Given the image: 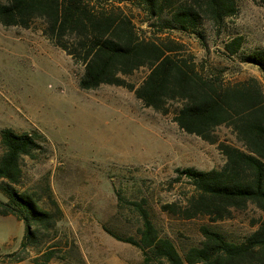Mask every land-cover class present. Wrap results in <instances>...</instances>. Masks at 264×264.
Segmentation results:
<instances>
[{
  "label": "rangeland",
  "instance_id": "1",
  "mask_svg": "<svg viewBox=\"0 0 264 264\" xmlns=\"http://www.w3.org/2000/svg\"><path fill=\"white\" fill-rule=\"evenodd\" d=\"M232 1L234 10L222 22L202 14L189 31L162 27L169 11L159 22L130 2L124 5L141 36L181 43L208 76L226 82L255 77L264 91V73L242 61L249 51L264 48V6L258 0ZM236 36L242 37V46L229 57L223 46ZM82 72L80 63L44 35L40 20L28 28L0 23V155L3 129L39 133L40 148L22 160L20 189L37 194L40 206L53 211L50 194L61 211L58 234L49 242L57 246L50 264H77L75 246L92 264L112 262L116 256L141 263L138 247L105 230L138 236L142 221L131 202L142 203L159 232L181 253L200 243L203 225L231 239L254 229L252 221L261 214L251 204L215 222L162 209L167 203L182 205L194 191L177 169H219L225 156L218 143L241 146L228 126L217 127V142L210 143L178 127L174 113L179 102H169V112L162 113L144 106L127 87L101 84L84 90L78 84ZM147 72L141 67L126 79L138 84ZM24 233L22 221L0 215L1 251L19 244ZM26 254L35 256L37 248L28 247Z\"/></svg>",
  "mask_w": 264,
  "mask_h": 264
},
{
  "label": "trees",
  "instance_id": "2",
  "mask_svg": "<svg viewBox=\"0 0 264 264\" xmlns=\"http://www.w3.org/2000/svg\"><path fill=\"white\" fill-rule=\"evenodd\" d=\"M126 2L159 22L169 11L162 27L183 31L195 27L202 14L220 23L234 10L232 0H0V23L28 28L40 20L44 35L83 66L81 89L101 84L127 87L144 106L162 113L169 112V102L177 101L174 121L183 131L215 143L214 130L226 125L241 143H218L225 156L219 169H177L194 191L182 205L167 203L162 209L185 219L204 215L215 222L251 204L261 214L252 221L254 229L231 239L203 225L200 243L181 253L170 237L159 232L142 203L131 202L142 221L138 236L121 237L105 230L138 247L143 256L139 264H264V91L259 80L226 82L208 76L200 63L185 54L181 43L141 36L134 16L125 10ZM258 2L264 6V0ZM241 46L242 37L236 36L223 48L230 57ZM242 61L264 73V48L249 51ZM141 67L148 69L144 78L138 84L129 82L126 76ZM38 136V132L16 133L9 128L1 132L0 215H13L25 226L19 248L0 256L2 262L30 258L32 264H50L56 256L57 246L49 242L58 234L57 202L49 194L53 211L47 210L40 206L37 194L20 189L22 160L40 148ZM28 247L37 248V254H26ZM74 251L77 264H86L77 246Z\"/></svg>",
  "mask_w": 264,
  "mask_h": 264
},
{
  "label": "crops",
  "instance_id": "3",
  "mask_svg": "<svg viewBox=\"0 0 264 264\" xmlns=\"http://www.w3.org/2000/svg\"><path fill=\"white\" fill-rule=\"evenodd\" d=\"M20 243L21 241L19 242V244L17 245H14V246H11V247H8L6 249H4L3 251L0 250V254H7V253H11L13 251H16L19 246H20ZM101 254H106L105 251H101ZM87 264H92L88 259L86 260ZM0 264H32V262L30 261L29 258H25L21 261H17V262H2L0 260ZM102 264H132L131 262L129 261H123V260H120V257H114L113 258V261L112 262H108V263H102Z\"/></svg>",
  "mask_w": 264,
  "mask_h": 264
}]
</instances>
